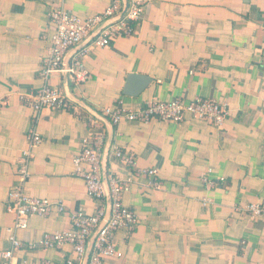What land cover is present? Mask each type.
Returning a JSON list of instances; mask_svg holds the SVG:
<instances>
[{"label": "crops", "instance_id": "1", "mask_svg": "<svg viewBox=\"0 0 264 264\" xmlns=\"http://www.w3.org/2000/svg\"><path fill=\"white\" fill-rule=\"evenodd\" d=\"M140 1L142 17L131 36L87 52L85 82L75 84L62 72L48 78L70 109H44L34 120L19 94L44 85L40 70L53 33L49 12L60 6L84 19L110 0H0V99L7 101L0 108V252L11 247L7 194L20 185L15 165L30 129L42 142L32 151L22 187L64 208L29 218L25 230L13 232L21 243L15 264L72 258L70 245L44 249L38 242L68 230L72 213L90 215L97 208L72 164L92 129L105 135L101 176L104 157L107 179L131 178L122 204L138 221L132 232H114L122 256L105 264H264V221L234 210L264 201V0ZM91 41L70 51L67 63ZM130 75L149 80L136 96L125 93ZM195 98L227 104L221 128L188 116L181 123L117 125L102 116L105 108L135 112L153 101ZM75 101L107 122L93 126L92 115ZM115 149L132 155L136 168L120 164ZM150 169L156 186L142 172Z\"/></svg>", "mask_w": 264, "mask_h": 264}, {"label": "built area", "instance_id": "2", "mask_svg": "<svg viewBox=\"0 0 264 264\" xmlns=\"http://www.w3.org/2000/svg\"><path fill=\"white\" fill-rule=\"evenodd\" d=\"M127 11L119 18L123 11L122 0H110L108 7L89 18H80L64 10L60 6L51 9L48 14L53 26L49 48L42 61L40 77L44 85L33 94H19L22 104L32 112V118L37 120L44 109L69 110L70 106L60 88H53L47 84L48 78L53 73L62 72L75 84L85 82L89 74L84 65V58L91 48H105L117 38L131 36L133 26L140 20L143 13V3L140 0H126ZM106 24V25H105ZM102 25H105L92 39L88 48L79 50L72 58L71 64L65 63V56L78 48L84 41ZM7 105L5 99H0V108ZM228 115L226 103L213 100L195 98L191 102L173 100L170 102L153 101L138 111H128L120 108H105L102 116L107 118L112 125L120 122H138L147 124L152 120L181 123L188 116L192 119L204 121L221 128ZM90 123L97 126V121L90 118ZM103 131L92 129L80 141V151L72 158L76 176L80 177L85 186L86 195L97 203V208L90 215L82 211L72 213L69 217L70 228L63 232L46 234L38 244L44 249H58L63 245H70L72 258L59 264H76L84 259L89 241L95 235L87 264H105L109 258H121L122 254L117 249L113 235L114 232L124 230L132 232L137 225L136 215L122 204V196L129 192L132 180L109 178L108 195L110 198V216L106 220L107 192L101 176V150L104 145ZM42 142V137L33 129L26 134V148L16 160L15 174L20 185L13 187L7 194L6 212L14 218V224L8 229V240L11 244L9 250L0 252V264H15L14 253L21 247L13 232L25 230L27 220L32 217L43 218L51 212L63 213L64 208L60 203L48 199L29 196L23 189V184L29 178L28 166L32 158V151ZM114 158L120 164L136 168L132 155L119 149L113 151ZM150 179L156 176V170L142 171ZM205 205V204H204ZM235 211L244 212L250 220L264 221V201L250 203ZM34 245L28 246L33 250ZM38 264H54L42 260Z\"/></svg>", "mask_w": 264, "mask_h": 264}, {"label": "water", "instance_id": "3", "mask_svg": "<svg viewBox=\"0 0 264 264\" xmlns=\"http://www.w3.org/2000/svg\"><path fill=\"white\" fill-rule=\"evenodd\" d=\"M122 3H123V11H122L121 15L119 16V18H121L125 14V12L127 11V7H128V3H127L126 0H122ZM105 25H102L101 27H99L91 35V37H89L82 45L88 44ZM76 50H78V48L75 49L74 51H76ZM65 63H67L66 57H65ZM148 84H149V80L147 78L142 77V76L130 75V76L127 77L125 93L126 94H129V95H132V96H134V95L136 96L142 90H144ZM67 98H68V96H67ZM75 103H77L79 106H81L82 108H84V109H86L88 111L87 107L84 106L83 104H81L80 102L75 101ZM88 112L92 115V117L95 120L100 121L102 123L103 122H107L99 114H96L95 112H90V111H88ZM102 166H103V169H102V173H103V175H102V182H103V184L105 186V189H106V192H107V199H106V201H107L106 220H108L109 219V216H110V198H109V195H108V184H107V177H106V174H105L104 157L102 159ZM94 237H95V235L91 238V240L88 243V246H87V249H86V254H85V257H84V264H87V261H88V258H89L90 252H91V248H92V244H93Z\"/></svg>", "mask_w": 264, "mask_h": 264}]
</instances>
